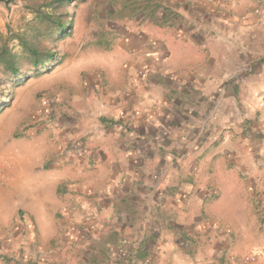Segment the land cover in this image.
Masks as SVG:
<instances>
[{
  "label": "crops",
  "instance_id": "crops-1",
  "mask_svg": "<svg viewBox=\"0 0 264 264\" xmlns=\"http://www.w3.org/2000/svg\"><path fill=\"white\" fill-rule=\"evenodd\" d=\"M140 5L41 66L39 124L0 142V264H264V0Z\"/></svg>",
  "mask_w": 264,
  "mask_h": 264
},
{
  "label": "rangeland",
  "instance_id": "rangeland-1",
  "mask_svg": "<svg viewBox=\"0 0 264 264\" xmlns=\"http://www.w3.org/2000/svg\"><path fill=\"white\" fill-rule=\"evenodd\" d=\"M142 1L70 0L57 10L67 20L68 29L62 34L39 37L40 31H47L46 25L29 0H0V47L6 44L21 53L23 48L17 38L20 33L33 40L39 37L42 45L68 56L77 50L85 52L91 44L103 47L109 43L108 31H119L124 16L143 15L139 11ZM41 11L49 13L53 9L44 5ZM23 67L21 74L13 75L0 65V142L22 140L27 129L39 124V118L36 120L32 115L44 104L45 91L41 90L46 77L41 71L44 67L36 68L28 63Z\"/></svg>",
  "mask_w": 264,
  "mask_h": 264
},
{
  "label": "trees",
  "instance_id": "trees-1",
  "mask_svg": "<svg viewBox=\"0 0 264 264\" xmlns=\"http://www.w3.org/2000/svg\"><path fill=\"white\" fill-rule=\"evenodd\" d=\"M32 3V8L35 12L40 13V17L46 25L47 31L43 33L40 31L39 37H44L46 35H56L57 33H64L69 24L67 20L57 14V10L65 5L66 2L70 0H46L43 3L41 0H29ZM44 5H49L52 7V12L41 11V7ZM45 18V19H44ZM29 39L25 34H18L17 38L23 48L21 53H16L10 49V47L4 44L0 47V65L8 72L13 75L21 74L23 66L25 64H30L36 68L39 66L46 65L57 58V51L47 46L42 45L38 38Z\"/></svg>",
  "mask_w": 264,
  "mask_h": 264
}]
</instances>
